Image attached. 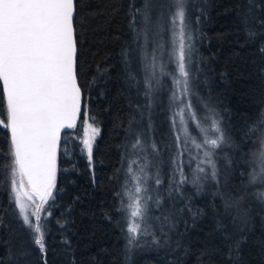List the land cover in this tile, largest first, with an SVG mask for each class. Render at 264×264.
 <instances>
[{
	"label": "trees",
	"instance_id": "trees-1",
	"mask_svg": "<svg viewBox=\"0 0 264 264\" xmlns=\"http://www.w3.org/2000/svg\"><path fill=\"white\" fill-rule=\"evenodd\" d=\"M182 4L193 37L187 40L194 48L190 87L223 139L205 147L201 162L171 149L172 128L181 121L172 43L177 0H75L83 103L75 126L61 130L54 198L40 213L47 253L34 244L16 206L10 136L0 127V264H264V173L256 169L264 162V0ZM156 32L167 34L160 52L171 61L159 79ZM84 104L87 120L99 129L91 160L81 138ZM0 119L6 120L2 93ZM133 170L139 172L130 176ZM167 177L171 190L164 187ZM134 186L148 217L137 218L133 234L126 203ZM23 202L35 223V204Z\"/></svg>",
	"mask_w": 264,
	"mask_h": 264
},
{
	"label": "snow or ice",
	"instance_id": "snow-or-ice-1",
	"mask_svg": "<svg viewBox=\"0 0 264 264\" xmlns=\"http://www.w3.org/2000/svg\"><path fill=\"white\" fill-rule=\"evenodd\" d=\"M177 4V16L181 21L178 69L181 76L187 77L186 64H191L194 48L191 43L186 45L185 41H191L193 37L185 34L182 0H177ZM149 7L146 3L143 12L145 32L151 19ZM75 11V0H0V93L6 111V120L0 119V127L10 133L11 183L16 206L24 225L34 234V244L45 255V230L40 213L44 205L54 198L61 130L75 126L83 103L77 72ZM248 35L254 36L255 33L249 32ZM261 51L264 52V48ZM176 83L179 85L181 81ZM183 83L186 85L187 80ZM83 110L87 116L86 104ZM192 118L195 119V116ZM85 123L86 137L82 143L91 160L92 141L99 129L93 128L87 121ZM216 130L219 131V128ZM222 139L221 136L205 142L216 147L218 140ZM198 171L203 172L204 169ZM180 174L182 184L185 182L183 171ZM215 176L214 169L213 179ZM257 179L256 175H252L251 182L256 183ZM259 179L264 183V175ZM156 183L159 185L161 181L157 179ZM21 189H25L23 195ZM176 190L179 191V188ZM259 195L264 197V193ZM24 199L35 204L32 212L35 223L26 214ZM37 200L39 203H36ZM160 203L157 200L158 206ZM225 206L229 205L226 203ZM131 209L132 218L144 217L146 209L138 201L131 205ZM164 219L168 220V217ZM170 226L175 227V224L170 223ZM139 227L133 219L128 231L134 234Z\"/></svg>",
	"mask_w": 264,
	"mask_h": 264
},
{
	"label": "rangeland",
	"instance_id": "rangeland-1",
	"mask_svg": "<svg viewBox=\"0 0 264 264\" xmlns=\"http://www.w3.org/2000/svg\"><path fill=\"white\" fill-rule=\"evenodd\" d=\"M180 29H181V21L179 19V17L177 16L176 22L173 26V34H174V42L173 43V63H174V70H175V83L177 80L181 81V83L179 85H175V92L177 93L178 97H179V105L177 106L176 113L178 114L179 118L181 119V121L179 120V122L176 124L175 122V126L174 128H172V143H175L173 145V147L171 149L173 150H183L184 152H189L190 155H194L197 159V162H201V158L203 156H201V154L205 155V147L208 148L210 146H212L210 143H206L205 141H211L212 139H218V131L217 129V125L215 122L214 117L212 116H208L207 112H204L203 114L200 113L201 109V104L198 101V99L196 98L195 94L193 93V91L191 90L190 87V83H189V75L187 77H183L180 75L179 73V69H178V51H179V33H180ZM185 34L186 36L188 35V31L185 28ZM153 42H156L158 44L157 47V52H156V59L155 61H153V64L155 66V68L157 69L156 72V79H159L162 75L159 74V72H161L163 70V74L167 73V69L171 68L170 66V62L169 61V57H167L165 55V53L160 52L161 47L160 45H162L163 48H165L166 51V42H167V34L162 35L158 32H156V36H155V40ZM186 45H187V40L185 41ZM186 70L187 69V64H186ZM187 80V84L185 85L183 83L184 80ZM201 114V115H200ZM193 115L195 116V119H193ZM207 117V119L205 118ZM183 120V123H182ZM85 121H87V124H91V126L93 128H97L95 125H93L92 123H90L86 116L83 117L82 120V130H81V138L82 140L86 137V123ZM215 122V123H214ZM185 129H187V131H185ZM88 132L90 133V130H88ZM93 142V141H92ZM190 142V143H189ZM186 143L188 144L186 146ZM197 145H200L199 147H197ZM84 147V146H83ZM85 150V149H84ZM207 151V149H206ZM87 156L88 153L85 150ZM261 154V155H260ZM264 155V139L262 140V145L260 148V152H259V156ZM199 159V160H198ZM138 161V160H137ZM196 162V163H197ZM143 161L139 162L137 164L138 168L142 171V173L144 172V168H143ZM11 167L12 164L10 163L9 165V183L12 187L11 181H12V175H11ZM172 167H175L174 165ZM262 169H261V168ZM137 168V169H138ZM146 170H148V165H146ZM257 169V173H264V162H263V167L258 164V166L256 167ZM139 172L136 170V173ZM135 171L133 170V173L131 174L130 172V176H132L134 174V176L136 175ZM141 173V174H142ZM150 177V173L147 175V178H145V182L149 180ZM174 182L172 178L167 177V181L164 184V187L166 188V190H171L173 188ZM17 186H19V178L17 177ZM143 186V184H141V187ZM156 188V184L154 186ZM25 190V189H24ZM145 193H147V191L145 190ZM139 198V193L137 192L136 186H134V193L131 195V200L126 203L127 205V216L129 218V223L134 222L137 224H140V222H137V218H132L131 217V205H133L135 202L138 201ZM140 203V202H139ZM141 205V203H140ZM142 207H144L146 209V206L141 205ZM147 211H145V217H148V213H146Z\"/></svg>",
	"mask_w": 264,
	"mask_h": 264
},
{
	"label": "water",
	"instance_id": "water-1",
	"mask_svg": "<svg viewBox=\"0 0 264 264\" xmlns=\"http://www.w3.org/2000/svg\"><path fill=\"white\" fill-rule=\"evenodd\" d=\"M79 117V116H78ZM78 119V118H77ZM9 136H10V133H9Z\"/></svg>",
	"mask_w": 264,
	"mask_h": 264
}]
</instances>
